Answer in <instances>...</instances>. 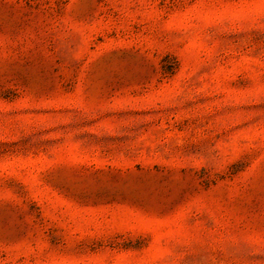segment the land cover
Masks as SVG:
<instances>
[{
  "label": "rangeland",
  "instance_id": "374dc122",
  "mask_svg": "<svg viewBox=\"0 0 264 264\" xmlns=\"http://www.w3.org/2000/svg\"><path fill=\"white\" fill-rule=\"evenodd\" d=\"M0 264H264V0H0Z\"/></svg>",
  "mask_w": 264,
  "mask_h": 264
}]
</instances>
